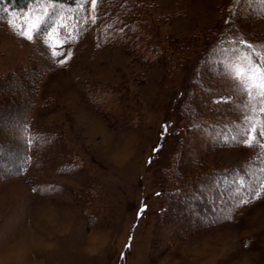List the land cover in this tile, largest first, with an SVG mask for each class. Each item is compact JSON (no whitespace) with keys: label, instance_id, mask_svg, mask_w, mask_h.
I'll return each instance as SVG.
<instances>
[{"label":"rangeland","instance_id":"1","mask_svg":"<svg viewBox=\"0 0 264 264\" xmlns=\"http://www.w3.org/2000/svg\"><path fill=\"white\" fill-rule=\"evenodd\" d=\"M6 1L0 264H264V148L242 143L236 76L239 40L264 53V0H100L95 23L91 0L57 2L32 41L3 11L21 24L30 3Z\"/></svg>","mask_w":264,"mask_h":264},{"label":"snow or ice","instance_id":"2","mask_svg":"<svg viewBox=\"0 0 264 264\" xmlns=\"http://www.w3.org/2000/svg\"><path fill=\"white\" fill-rule=\"evenodd\" d=\"M76 7L83 9L87 0H74ZM100 0H91V16L90 19L92 23H95L97 16L95 12L97 10ZM30 5L23 12L16 13V16L19 17L22 21L21 24L15 22V18L10 14V9H4V13L7 15V24L9 27L17 31V34L25 38L28 41L34 39V35L42 31V25L48 23L50 19L56 17L58 13L63 14V6L57 7V0H30ZM34 6V7H33ZM76 9H72L75 11ZM24 20H27V24L23 23ZM225 23H229V20H226ZM79 24V22H77ZM60 29H65L67 31V36L65 40L58 41V45H62L66 42L67 39H71V30L67 29L66 24H56L48 29L49 35L53 31H59ZM240 45H246L249 50V55L247 57V69L245 71H238L236 76L239 78L242 85H244L249 101H251V116L247 117L250 121V127L246 132V139L242 140V143L246 146H252L253 144H259L261 148H264V143H260L257 137L264 138V64L258 63L252 59V56H256L259 59H264V53L257 52L255 45L248 43L246 40L241 39L238 41ZM54 55H57L55 51ZM72 53L69 50L68 55L63 59L59 60L60 64H64L70 57ZM230 99V97H220L218 100H214L213 103L224 102L225 100ZM166 125L162 128L166 129ZM244 135V134H242ZM235 139V137H233ZM29 144L32 141H28ZM157 149H153L156 151ZM35 191V189H34ZM255 194L252 196L253 200L264 197V182H261L257 188L254 189ZM159 195V193H157ZM240 205L248 203V200L241 199L238 202ZM148 206L146 204H141L137 209L136 215L140 217ZM231 217H229L230 219ZM131 239V237H129ZM128 247V245H125ZM123 256V253H121Z\"/></svg>","mask_w":264,"mask_h":264},{"label":"trees","instance_id":"3","mask_svg":"<svg viewBox=\"0 0 264 264\" xmlns=\"http://www.w3.org/2000/svg\"><path fill=\"white\" fill-rule=\"evenodd\" d=\"M6 2H8V0ZM57 2L72 4V3H74V0H57ZM9 3H11L13 6L18 7V8H24L25 6H27V4L30 3V0H9ZM183 107L185 108L184 105H183ZM203 110L205 111V107Z\"/></svg>","mask_w":264,"mask_h":264}]
</instances>
